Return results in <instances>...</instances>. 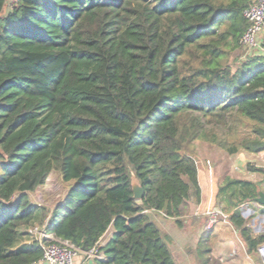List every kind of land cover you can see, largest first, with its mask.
<instances>
[{
  "label": "trees",
  "instance_id": "16d2710c",
  "mask_svg": "<svg viewBox=\"0 0 264 264\" xmlns=\"http://www.w3.org/2000/svg\"><path fill=\"white\" fill-rule=\"evenodd\" d=\"M251 1L0 0V264L42 260L34 225L96 248L93 264H177L150 211L181 224L200 200L194 142L264 151V54L229 61ZM54 170L70 187L49 209L30 193ZM260 184L227 177L218 192L254 256L264 234L240 206Z\"/></svg>",
  "mask_w": 264,
  "mask_h": 264
},
{
  "label": "crops",
  "instance_id": "0c3cea01",
  "mask_svg": "<svg viewBox=\"0 0 264 264\" xmlns=\"http://www.w3.org/2000/svg\"><path fill=\"white\" fill-rule=\"evenodd\" d=\"M260 44L261 47L255 52L256 54H264V32L260 37ZM225 153L227 152H224L221 159H214L206 167L197 159L201 197L199 201L193 196L188 200L181 224L173 218L166 217L162 212L150 211L152 219L166 236L177 264H202L205 257L209 258L208 264H254V255L248 253L239 231L229 221V212L225 210L221 202L218 203V192L227 177L254 183L263 182V178L257 175L259 172L247 169V163L251 161L250 158L253 157L254 152L242 149L234 154L225 155ZM261 154L263 155L264 151H261ZM254 206L248 204L241 211L245 216L242 215L246 218L248 212H255L256 208H262L261 205ZM214 208L221 209L222 214L218 215L215 225L208 229L210 212ZM248 225L251 226L249 223ZM252 229L255 235L261 233L259 226ZM27 238L24 237L25 241ZM107 241H104L102 237L100 244L104 245ZM200 241H204L208 247L205 253L199 252ZM79 259L80 256L76 264H88L86 260ZM36 264H43V262Z\"/></svg>",
  "mask_w": 264,
  "mask_h": 264
},
{
  "label": "built area",
  "instance_id": "2783aa9c",
  "mask_svg": "<svg viewBox=\"0 0 264 264\" xmlns=\"http://www.w3.org/2000/svg\"><path fill=\"white\" fill-rule=\"evenodd\" d=\"M6 3V9H13L18 0H6ZM244 16L249 25L241 37V43L250 53L252 50H258L261 47L260 37L264 32V0H252L245 9ZM220 214H222L221 209H212L207 225L208 229L215 225ZM28 233L43 248L44 254L41 260L43 264H76L79 256H82L88 264H93L94 258L104 257V254L98 252L96 248L89 251L81 250L70 240L58 237L53 232L48 231L45 225H34L28 229ZM257 252L264 264V242L258 246Z\"/></svg>",
  "mask_w": 264,
  "mask_h": 264
},
{
  "label": "rangeland",
  "instance_id": "374dc122",
  "mask_svg": "<svg viewBox=\"0 0 264 264\" xmlns=\"http://www.w3.org/2000/svg\"><path fill=\"white\" fill-rule=\"evenodd\" d=\"M7 10V9H6ZM5 10V12H6ZM257 49L252 50L250 53H255ZM246 53H248V50L245 47L240 48L239 50L235 51L232 56L230 57V64L235 66L238 60H240ZM203 123L205 125L206 131L208 133L209 137L213 136V133H219V126L215 125L209 120L204 119ZM224 132V130L222 131ZM218 135V134H217ZM219 134L218 136H220ZM195 145V155L197 159L199 160L201 165L209 166V163H212L214 159H221V156L224 155L225 150L217 146L216 144L208 141V140H196L194 142ZM227 153H225L226 155ZM254 154L250 162L247 163V169H249V165L251 166H257V167H263L264 168V154L262 155L261 152L259 153H252ZM258 176H261L263 178V182L260 183L263 185H259L260 191H264V173L259 172L257 173ZM135 176V174H132V177ZM70 183L65 182L60 173L56 170L52 171V173L49 175L45 185L38 187L35 191L31 192V199L33 202L37 204H41L46 206L49 209H52L54 206H56L58 203L64 200V198L67 195V192L69 190ZM247 203H244L240 206L241 211L244 210V208L247 207ZM259 205L255 201L251 203V206ZM255 207V206H254ZM261 209V210H260ZM264 206L262 208H256L255 212H248L246 218L248 219V223L253 227L257 228L259 226L261 233L264 234ZM112 234V229L108 230L104 236L103 240L107 241L108 238H110ZM26 238V236H25ZM80 259L84 258L81 256ZM79 259V260H80ZM78 260V261H79ZM82 261V260H80ZM254 264H263L261 257L256 254L253 258Z\"/></svg>",
  "mask_w": 264,
  "mask_h": 264
},
{
  "label": "water",
  "instance_id": "95a60500",
  "mask_svg": "<svg viewBox=\"0 0 264 264\" xmlns=\"http://www.w3.org/2000/svg\"><path fill=\"white\" fill-rule=\"evenodd\" d=\"M131 185L134 193V198L136 200H141L144 197L145 190L136 176L132 177ZM255 202L261 206H264V191H259V196L255 198ZM243 213L244 212H242V214Z\"/></svg>",
  "mask_w": 264,
  "mask_h": 264
}]
</instances>
